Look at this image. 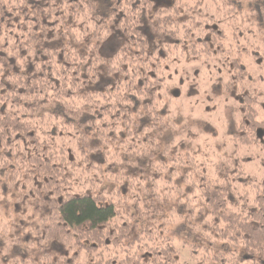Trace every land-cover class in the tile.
Masks as SVG:
<instances>
[{"label":"trees","instance_id":"1","mask_svg":"<svg viewBox=\"0 0 264 264\" xmlns=\"http://www.w3.org/2000/svg\"><path fill=\"white\" fill-rule=\"evenodd\" d=\"M214 57L239 118L198 154L181 146L183 76L169 74ZM247 57L263 80L264 0H0L1 185L38 201L41 236L71 240L82 264H264Z\"/></svg>","mask_w":264,"mask_h":264},{"label":"rangeland","instance_id":"2","mask_svg":"<svg viewBox=\"0 0 264 264\" xmlns=\"http://www.w3.org/2000/svg\"><path fill=\"white\" fill-rule=\"evenodd\" d=\"M247 59L249 74L256 77L255 80L258 79L252 86L253 92L260 95V112L264 115V79L259 78L262 72L258 71L254 59ZM170 70L172 72L169 79L175 78L177 85L178 78L183 76L178 103H170V113L174 115L177 126L180 128L184 121L187 122V126L183 127L187 140L181 145L182 148L186 151L195 150L198 154L206 145L209 148V144L215 148L217 144L218 148L219 141L234 131L233 123L239 118L238 95L223 89L226 66L214 57L203 61L179 63ZM250 87L248 85L247 89ZM179 128L170 130L174 133L170 134V140L176 135L175 139L179 138ZM166 138H169V135H166ZM259 153L264 157V150ZM251 163L252 161L247 164V168H251ZM129 183L137 184V180L132 178ZM154 189L161 197L163 188ZM23 192V189L19 191L9 187L6 191L0 183V264L84 263L88 255L84 250L79 251L71 240H48L41 236L37 227L40 217L38 201H32ZM180 253L181 260L190 263L188 250L183 248Z\"/></svg>","mask_w":264,"mask_h":264}]
</instances>
